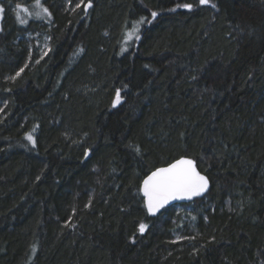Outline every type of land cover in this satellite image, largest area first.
I'll list each match as a JSON object with an SVG mask.
<instances>
[{
  "label": "trees",
  "instance_id": "obj_1",
  "mask_svg": "<svg viewBox=\"0 0 264 264\" xmlns=\"http://www.w3.org/2000/svg\"><path fill=\"white\" fill-rule=\"evenodd\" d=\"M77 2L20 24L36 0H0V264H264V0ZM182 156L210 192L149 217Z\"/></svg>",
  "mask_w": 264,
  "mask_h": 264
},
{
  "label": "snow or ice",
  "instance_id": "obj_2",
  "mask_svg": "<svg viewBox=\"0 0 264 264\" xmlns=\"http://www.w3.org/2000/svg\"><path fill=\"white\" fill-rule=\"evenodd\" d=\"M69 2L71 3V0H69ZM81 5H84L85 14H87V9L92 7L91 0H87L86 4L85 0H79L75 7L80 8ZM198 5H208L212 8L217 7L216 4L211 3V0H198ZM16 7L17 9L28 13L29 16L33 15V13L28 12L27 8L21 9L20 5H17ZM36 7L40 9V11L34 13L36 18H40L42 15H51L49 10L42 5L41 0H36ZM193 7L194 5L192 3L177 4V8H184L189 11H192ZM171 11H175V9H171ZM3 13L4 8L0 7V18H2ZM157 15V12H152V19L154 20ZM16 18L20 24H27L28 22L27 19L21 17L19 13L17 14ZM146 19V17H141L140 20L136 22L137 25L144 23ZM138 32V27H136L134 31L128 32L126 34L127 40H139L140 36ZM24 67H27V65ZM23 71L24 68H21L16 73V76H19ZM12 79H14V77ZM120 102V90H116L113 106L115 107ZM27 139L32 142L33 145H35V139L31 134H28ZM136 151L139 152L140 149L137 147ZM208 186V178L197 170L196 161L182 156L179 159H176L174 162H170L163 167H157L154 171H152L151 174L143 180L141 191L145 198V206L147 211L150 214H156L170 201L176 199L191 200L193 197L202 195L207 191ZM146 228L147 225L143 223L139 225V231L141 233H143Z\"/></svg>",
  "mask_w": 264,
  "mask_h": 264
},
{
  "label": "rangeland",
  "instance_id": "obj_3",
  "mask_svg": "<svg viewBox=\"0 0 264 264\" xmlns=\"http://www.w3.org/2000/svg\"><path fill=\"white\" fill-rule=\"evenodd\" d=\"M31 6L32 7H21V9L27 8L29 13H33L32 16H29L28 13H25L21 11L20 9L18 11L19 15L27 19V21H29L32 18H36L34 13L40 11V9L36 7V3L32 4ZM0 7H2L1 3H0ZM3 14H2V18H0V29L2 26ZM43 17H46V15H42L40 18H43ZM43 47L47 50L46 44H44ZM121 103H122V99H121V102L117 104L116 106L120 105ZM193 211L194 210L192 209V207L184 208V207L179 206L176 208L174 215L170 219L172 225L180 224V227H181L178 231L175 232V234L172 235V237L175 238L176 240L191 238L193 234L195 233L194 232V221L192 220V217H191L195 215Z\"/></svg>",
  "mask_w": 264,
  "mask_h": 264
},
{
  "label": "water",
  "instance_id": "obj_4",
  "mask_svg": "<svg viewBox=\"0 0 264 264\" xmlns=\"http://www.w3.org/2000/svg\"><path fill=\"white\" fill-rule=\"evenodd\" d=\"M204 6H208V5H204ZM187 158H189V157H187ZM192 159V158H191ZM194 160V159H193ZM196 165H197V162H196ZM197 170L202 174V175H204V176H206L204 173H202L200 170H199V168H198V166H197ZM151 174V173H150ZM149 174V175H150ZM207 177V176H206ZM208 178V177H207ZM208 181H209V186H208V189H207V191L206 192H204L202 195H200V196H197V197H193L191 200H188V199H176V200H173V201H170L163 209H161L159 212H157L156 214H150L148 211H147V213H148V215H149V217H151V218H156V217H158L165 209H167V208H170V207H172V206H174V205H180V204H191V203H193V202H195L196 200H198V199H202V198H205L207 195H208V193L210 192V190H211V181H210V179L208 178ZM143 183V182H142ZM141 189H142V184H141ZM141 194H142V196H143V193H142V191H141ZM143 198H144V196H143ZM144 201H145V198H144ZM146 207V206H145ZM146 210H147V208H146Z\"/></svg>",
  "mask_w": 264,
  "mask_h": 264
}]
</instances>
